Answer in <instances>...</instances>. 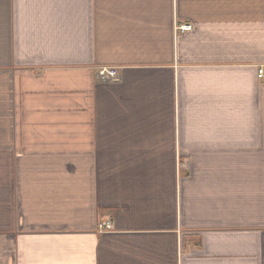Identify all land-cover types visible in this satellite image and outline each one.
Here are the masks:
<instances>
[{
	"label": "crops",
	"instance_id": "0c3cea01",
	"mask_svg": "<svg viewBox=\"0 0 264 264\" xmlns=\"http://www.w3.org/2000/svg\"><path fill=\"white\" fill-rule=\"evenodd\" d=\"M260 67L264 0H0V264H264Z\"/></svg>",
	"mask_w": 264,
	"mask_h": 264
},
{
	"label": "built area",
	"instance_id": "2783aa9c",
	"mask_svg": "<svg viewBox=\"0 0 264 264\" xmlns=\"http://www.w3.org/2000/svg\"><path fill=\"white\" fill-rule=\"evenodd\" d=\"M182 31L190 29L188 26L181 27ZM118 69H101L98 72V80L100 83L115 82L120 79ZM258 79L264 82V67H260L257 73Z\"/></svg>",
	"mask_w": 264,
	"mask_h": 264
},
{
	"label": "rangeland",
	"instance_id": "374dc122",
	"mask_svg": "<svg viewBox=\"0 0 264 264\" xmlns=\"http://www.w3.org/2000/svg\"><path fill=\"white\" fill-rule=\"evenodd\" d=\"M119 73V72H118ZM119 76H120V74H119Z\"/></svg>",
	"mask_w": 264,
	"mask_h": 264
}]
</instances>
